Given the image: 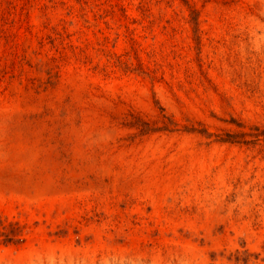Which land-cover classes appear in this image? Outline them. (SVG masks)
<instances>
[{"label": "rangeland", "instance_id": "obj_1", "mask_svg": "<svg viewBox=\"0 0 264 264\" xmlns=\"http://www.w3.org/2000/svg\"><path fill=\"white\" fill-rule=\"evenodd\" d=\"M0 264H264V0H0Z\"/></svg>", "mask_w": 264, "mask_h": 264}]
</instances>
